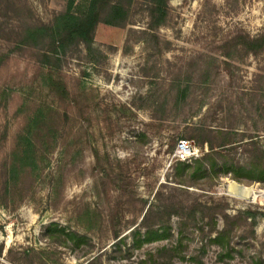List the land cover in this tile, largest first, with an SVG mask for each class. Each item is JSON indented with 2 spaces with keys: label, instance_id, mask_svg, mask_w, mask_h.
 Returning <instances> with one entry per match:
<instances>
[{
  "label": "rangeland",
  "instance_id": "374dc122",
  "mask_svg": "<svg viewBox=\"0 0 264 264\" xmlns=\"http://www.w3.org/2000/svg\"><path fill=\"white\" fill-rule=\"evenodd\" d=\"M126 2L125 25L101 22L91 49L48 64L24 43L27 30L69 0H0V264H264V182L192 174L210 151L202 140L220 149L221 131L237 141L224 150L235 164L264 149V49L247 44L264 34V0H170L158 27L148 0ZM50 71L67 98L50 90ZM39 109V167L9 181L18 135ZM181 139L198 150L185 185ZM51 223L88 243L61 245ZM139 225L168 238L132 248ZM220 232L226 247L213 242Z\"/></svg>",
  "mask_w": 264,
  "mask_h": 264
},
{
  "label": "trees",
  "instance_id": "16d2710c",
  "mask_svg": "<svg viewBox=\"0 0 264 264\" xmlns=\"http://www.w3.org/2000/svg\"><path fill=\"white\" fill-rule=\"evenodd\" d=\"M151 4V15L155 25L158 27L165 23L168 16V3L170 0H148ZM129 7L126 0H69L67 9L58 13L54 20L48 24H41L27 30L24 43L31 44L43 50L45 63L50 64L53 60L57 61L58 56L67 54L69 51L77 50L80 46L91 49L95 42V32L98 25L104 22L109 25L122 26L128 21ZM248 48L253 52H259L264 49V34L261 36L248 39ZM48 86L52 92L61 98H67L69 95L67 85L60 78L54 77L50 71L48 75ZM45 120L44 110L39 109L29 120V124L24 128L23 132L18 135L17 147L13 153L14 159L9 169V181L16 182L21 173L26 170L35 171L42 159L41 145L47 139L39 131V142L36 139L35 127H39L40 123ZM227 138L226 142L219 144L218 148L213 142L202 140V144L207 141L210 151L200 158L195 159L198 164L193 171V176H221L231 175L234 179L241 181L243 173L255 174L254 180L264 182V149L254 145L252 157L245 164H238L230 161L228 155L224 152L226 145L236 143L230 141L229 133L220 132ZM226 133V134H225ZM179 172L177 179L180 184L185 185L184 171L191 167L187 161H178ZM148 212L144 216L143 221L148 219ZM135 227L132 230L134 238L132 248L140 249L144 245L160 241L168 238V228L155 226H143V228ZM145 231L142 232V230ZM47 236L49 238L58 239L61 245H67L68 241H73L75 245L81 246L88 243V236L78 231H68L65 226H59L57 223H51L47 227ZM125 237V236H124ZM120 233H115L116 242L113 244L115 248H121L125 244V239ZM214 243L226 247V235L220 232ZM94 260V259H93ZM92 262V260H91ZM90 262V263H91ZM89 263V264H90Z\"/></svg>",
  "mask_w": 264,
  "mask_h": 264
},
{
  "label": "built area",
  "instance_id": "2783aa9c",
  "mask_svg": "<svg viewBox=\"0 0 264 264\" xmlns=\"http://www.w3.org/2000/svg\"><path fill=\"white\" fill-rule=\"evenodd\" d=\"M198 154L197 147L194 142L188 139H181L176 145L175 158L177 161H188Z\"/></svg>",
  "mask_w": 264,
  "mask_h": 264
}]
</instances>
